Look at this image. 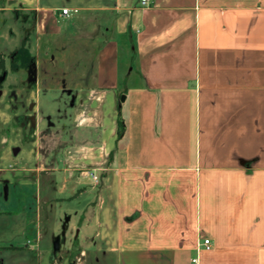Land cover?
Returning a JSON list of instances; mask_svg holds the SVG:
<instances>
[{"label":"crops","instance_id":"crops-1","mask_svg":"<svg viewBox=\"0 0 264 264\" xmlns=\"http://www.w3.org/2000/svg\"><path fill=\"white\" fill-rule=\"evenodd\" d=\"M0 2L1 12L33 14L35 61L78 15L99 22L90 101L82 100L84 90L63 92L70 100L65 119L88 129L80 139L78 128L52 147L51 114L42 134L37 121V89H0V118L9 119L2 97L10 94L18 129L1 134L0 187L7 186L11 205L33 190L37 205L35 215L22 206L21 226L19 211L1 205L0 195V264L4 254L26 253L14 245L21 232L37 251L29 264L59 263L60 247L56 255L42 247L37 225L45 203L37 191L47 182L41 176L56 172L74 186L53 201L86 193L75 187V174L100 175L96 199L79 212L76 259L92 252L115 264H264V0H149L145 8L140 0ZM122 95L126 117L117 135V119L109 124L100 104L117 106ZM48 185L56 190V178Z\"/></svg>","mask_w":264,"mask_h":264},{"label":"rangeland","instance_id":"rangeland-1","mask_svg":"<svg viewBox=\"0 0 264 264\" xmlns=\"http://www.w3.org/2000/svg\"><path fill=\"white\" fill-rule=\"evenodd\" d=\"M2 7L3 5L0 2V9ZM33 21V16L29 12H19V15L14 16L10 12L0 11V89H9L15 86L26 87L28 89L35 88V90L37 89L35 94L36 99L37 101L41 99V103L37 111L38 116L41 118L37 119V121L40 122L39 128L42 134V131L47 128L46 124H44V118L46 115L51 114L52 123L54 125L52 126V130L54 132L51 144L52 147H54V145L58 143L60 137H65V135L69 137V134L75 136L78 128L85 124V122H82L81 119H75V111H72L71 113V116L74 117L73 121H71V119H69V121L65 119L66 116H64V113H66L67 110L64 109V106L67 105L68 107V101L70 102V100L68 95L63 94V92L84 90L85 93L83 94L82 100L86 103L87 101H90L86 92L93 84L92 79L95 68V53L97 49V45L92 44L91 40L95 33V27H97L99 22L91 17L85 19L78 15L72 21L71 26L67 28V31L64 33V37L51 42L48 48L42 51L41 56H39V58L35 61L33 56L36 52V45L31 38ZM26 37L28 38V45L30 47L28 53L33 58V69H29V67L27 69L16 68L11 71L9 69L10 59L14 57L15 51L18 50ZM2 57L4 59H2ZM16 63L20 64V61H16ZM126 73L127 72L124 68H120V83L122 84L121 87L123 89L127 86L125 82ZM7 95L2 97V101L5 105L4 113L8 114L9 119L5 122L0 118V139L1 134H4V136L8 134L13 136L18 132L17 125L13 120L15 118V113L11 110L10 106L8 108L6 105V103L11 104V99L9 97L10 94L8 96ZM45 99L49 100L48 102L50 105L46 104ZM72 100L75 101V94L73 95ZM122 106L120 115L123 121L126 116L125 105L122 104ZM100 107L102 114L106 117V121L109 122V124H111L114 119L115 121L117 119V122L119 123L117 106L108 104L106 100L100 104ZM69 114L70 111L67 115L69 116ZM85 115L87 114L85 113ZM63 118L64 125L62 124ZM29 126L31 129V125ZM62 128L65 130L64 132H62ZM87 130L88 129H86V127H82L78 130L80 134L79 139L87 132ZM119 130L120 129H117V135ZM99 131V136L102 141L105 139L104 137L106 133L103 129H100ZM33 138L34 137L30 136L32 142L34 141ZM10 140H12V137ZM3 147L1 148L0 145V152L2 150L6 151ZM100 158L99 161H101ZM51 159L55 161L57 157L54 156ZM106 159H109V156ZM59 167L61 168V166ZM42 176L41 178L48 183L50 182V185L52 184L54 178H56L57 186L55 187L56 190H53L54 187H50L47 182H42L41 187H39L37 191V197L40 198L42 203L45 201L44 204L38 206V208H41V213L38 217L37 225L40 232H43L44 234L41 246L43 247L45 245L46 248L51 251L54 239L56 237L60 238L59 246L61 253L57 255L58 261L60 260L58 264H70V262H74L75 264H115V259L112 256H103L92 252H85V257H83L82 260H80L79 257L76 259L79 251L81 250L80 247L76 246L75 238L78 230L77 225L79 223V212L84 206L96 199L99 187H93V182L90 178H80L78 174H75L73 180L78 182L75 184V187L80 190H85L86 193L82 197H73L66 201H53L51 199L67 197L70 189L74 186V182L68 180L67 175H63L60 172L51 173L49 175L43 173ZM96 176L98 177V183L100 184V175L96 174ZM64 180L65 183H63ZM62 185L65 186L66 190L62 195H60L57 191L62 187ZM17 191L15 192L17 193ZM27 194L28 196L24 198L22 196V192L20 193L19 190L16 195H18L19 198L21 197V201L22 198H24V201L11 205L10 203H7L4 198L3 186L0 187L1 205L7 206V208L9 207V209L19 211L16 219L19 220L17 221L21 226L22 224L24 225V215L20 212L22 211V206L25 205L26 209H32V213L30 212V215H32L33 212V215H35V207H37V205H35L33 190L28 191ZM68 218L71 220V224L73 223L74 225L72 228L71 226L68 227ZM26 239V235L21 232L19 238L14 242L16 247L25 249L26 253L24 255L4 254V264H29L32 262L33 258L35 259L37 255L36 248L32 246L33 250H31L28 246H25ZM48 257L49 254H42V259L49 260Z\"/></svg>","mask_w":264,"mask_h":264},{"label":"trees","instance_id":"trees-1","mask_svg":"<svg viewBox=\"0 0 264 264\" xmlns=\"http://www.w3.org/2000/svg\"><path fill=\"white\" fill-rule=\"evenodd\" d=\"M12 14H13L14 16L19 15L18 12H17V13H16V12H12ZM30 14L33 16L32 13H30ZM27 41H28V38H27V37L24 38V40H23V42L21 43V45H20V47L18 48V50L15 51V55H14V57H12V58L10 59V62H9V69H10L11 71H13V70L16 69V68L27 69V68L29 67V69H30V68L33 69V65H32L33 58H32V56L28 53L30 47H29L28 44L26 45ZM2 59H4V58L2 57ZM16 61H20V64H17ZM4 63H5V61H4ZM4 63H3V65H4ZM4 72H5V71H4ZM5 73H6V72H5ZM119 125H120V124H119ZM122 131H123V130H122V127H121V125H120L119 134H120Z\"/></svg>","mask_w":264,"mask_h":264},{"label":"built area","instance_id":"built-area-1","mask_svg":"<svg viewBox=\"0 0 264 264\" xmlns=\"http://www.w3.org/2000/svg\"><path fill=\"white\" fill-rule=\"evenodd\" d=\"M139 4H140V7H142V8L148 7L149 6V0H140ZM77 13L78 12L76 10H73V11L61 10V16H65V17L76 15ZM87 175L90 177V179L92 180V182L94 184L98 183V177L93 172H88ZM210 248H211L210 241L209 240H203L202 241V249L204 251H209ZM191 264H197V258L192 259Z\"/></svg>","mask_w":264,"mask_h":264},{"label":"water","instance_id":"water-1","mask_svg":"<svg viewBox=\"0 0 264 264\" xmlns=\"http://www.w3.org/2000/svg\"><path fill=\"white\" fill-rule=\"evenodd\" d=\"M124 101H125V97L121 96L119 99V102L117 104L118 120H119V124L122 127V130H124V125H123V121L121 119L120 111H121V106L124 103ZM3 192H4V197L6 198V196H7V186L6 185L3 186ZM59 240H60V238L56 237L53 241V244H52V254L53 255H56L59 252V247H60L59 246Z\"/></svg>","mask_w":264,"mask_h":264}]
</instances>
